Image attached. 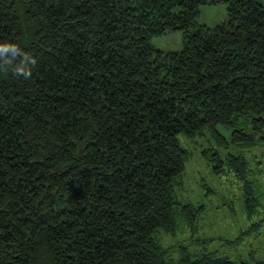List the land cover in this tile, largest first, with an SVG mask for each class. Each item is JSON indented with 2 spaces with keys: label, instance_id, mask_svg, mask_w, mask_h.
Here are the masks:
<instances>
[{
  "label": "trees",
  "instance_id": "1",
  "mask_svg": "<svg viewBox=\"0 0 264 264\" xmlns=\"http://www.w3.org/2000/svg\"><path fill=\"white\" fill-rule=\"evenodd\" d=\"M219 3L226 19L200 23ZM174 30L181 49L152 43ZM0 41L37 60L30 80L0 71V264H264V240L262 258L194 248L214 239L195 236L205 205L176 194L178 135L208 131L210 172H232L257 211L245 150L264 145L263 3L0 0Z\"/></svg>",
  "mask_w": 264,
  "mask_h": 264
},
{
  "label": "rangeland",
  "instance_id": "2",
  "mask_svg": "<svg viewBox=\"0 0 264 264\" xmlns=\"http://www.w3.org/2000/svg\"><path fill=\"white\" fill-rule=\"evenodd\" d=\"M264 4V0H258ZM227 17L225 3L204 4L200 7L199 22L214 26ZM155 47L163 50H179L182 48V33L178 30L168 31L152 38ZM223 134H229L224 126H218ZM179 143L189 152L183 177V186L177 190L179 200L205 205L203 217L199 221V230L195 234L201 239L214 238L208 242L196 243L197 250H218L231 258L236 256L262 258V244L264 240V220L251 228L253 222L264 217V145L245 150L251 168L257 175L254 181L258 193L259 203L257 211L248 217L244 211L243 189L240 182L234 178L232 172L226 171L221 176L210 172L206 160L201 155V148L210 142L213 144L210 132L195 139L178 135ZM234 151V150H233ZM244 231V232H243ZM158 239L163 245L189 242L190 232H177L174 235L164 231L158 232ZM184 238V239H183ZM187 238V239H186ZM237 243H227L235 240ZM189 249H192L189 247Z\"/></svg>",
  "mask_w": 264,
  "mask_h": 264
},
{
  "label": "clouds",
  "instance_id": "3",
  "mask_svg": "<svg viewBox=\"0 0 264 264\" xmlns=\"http://www.w3.org/2000/svg\"><path fill=\"white\" fill-rule=\"evenodd\" d=\"M36 63V58L23 51L17 44L0 41V71H10L16 77L30 80L32 67Z\"/></svg>",
  "mask_w": 264,
  "mask_h": 264
}]
</instances>
